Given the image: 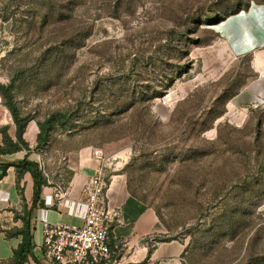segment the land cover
Instances as JSON below:
<instances>
[{"label":"rangeland","instance_id":"rangeland-1","mask_svg":"<svg viewBox=\"0 0 264 264\" xmlns=\"http://www.w3.org/2000/svg\"><path fill=\"white\" fill-rule=\"evenodd\" d=\"M243 12L262 38L264 0H0L2 102L35 135L63 115L40 171L120 162L184 264H264V81L260 107L232 102L259 73L219 27Z\"/></svg>","mask_w":264,"mask_h":264},{"label":"crops","instance_id":"crops-1","mask_svg":"<svg viewBox=\"0 0 264 264\" xmlns=\"http://www.w3.org/2000/svg\"><path fill=\"white\" fill-rule=\"evenodd\" d=\"M219 27L222 32L230 33L231 36L235 31L238 32L240 38L233 42L238 52L255 51L253 66L259 73L255 83L234 96L232 102L236 105L258 102L260 98L257 96L262 93L258 85L264 81V48L259 50L256 46L264 41V34L262 38L258 37L255 21L246 12L228 18ZM2 128L7 129L14 143L18 142L17 124L0 97V145L4 146ZM23 138L28 146L18 142L19 150L0 154V162L15 164L27 158L39 165L43 154L40 152L42 150L34 149L38 145V135L34 134L30 123ZM113 164L90 151L72 153L67 161L70 168L68 174L52 172L47 177L43 175L47 182L43 184L39 196L35 195L36 180L31 171H26L19 178L16 165L9 166L3 176L0 168V262L12 260L15 250L23 241V235L9 237L6 231L22 228L25 224L22 217L33 208L30 215L33 256L26 264H57L45 258L44 224L82 225L86 208L77 200L81 187L100 166L106 165L108 203L112 208L121 207L119 220L123 222L118 220L119 217L112 222L110 246L116 255L124 264H184L185 245L177 240L167 239V231L164 230L156 210L130 191L125 174L118 167L120 162L115 166ZM61 183H65L63 187L69 194L66 203L59 206L53 203V195Z\"/></svg>","mask_w":264,"mask_h":264},{"label":"built area","instance_id":"built-area-1","mask_svg":"<svg viewBox=\"0 0 264 264\" xmlns=\"http://www.w3.org/2000/svg\"><path fill=\"white\" fill-rule=\"evenodd\" d=\"M252 106L258 108L260 103ZM96 155L102 157L99 151ZM106 185V165L82 185L77 199L86 208L82 225L45 222L43 247L47 260L57 264H124L110 246L112 222L120 219L121 207L109 206ZM68 194L59 185L53 203L64 205Z\"/></svg>","mask_w":264,"mask_h":264},{"label":"trees","instance_id":"trees-1","mask_svg":"<svg viewBox=\"0 0 264 264\" xmlns=\"http://www.w3.org/2000/svg\"><path fill=\"white\" fill-rule=\"evenodd\" d=\"M238 93H236L234 96H236ZM9 97L8 95H6ZM8 107L11 109V112L13 114V118L15 120V123L17 124V140L19 143H22L25 146H28L26 141L23 138L24 132L30 122V118L28 117H21L18 109L14 105L12 99L9 97L8 100ZM62 114H57L55 115V118L53 119H48L44 123L41 124V132L38 134V145L42 146L44 145L47 140H48V135L50 130L53 128L55 120L57 121L58 119L62 118ZM2 133L4 134V146L0 145V154H7V153H12L16 152L19 150V145L18 142L14 143L13 139L10 137V135L7 132L6 128L1 129ZM11 165H16L17 168L19 169V178L22 177V175L26 171H31L35 177L36 180V191L35 195L39 196L42 186L44 183L47 181L43 177V173L39 169V165L37 163L30 162L26 159L19 163H2L0 162V168L3 170L2 176L5 174L7 168ZM132 192V191H131ZM133 193V192H132ZM134 194V193H133ZM136 195V194H134ZM137 196V195H136ZM140 198V197H139ZM142 199V198H141ZM145 201V200H144ZM33 211V208L30 210L29 213H27L25 216L22 218L25 221V224L22 228L18 229H13V230H8L6 231L7 236H17V235H23V241L19 245V247L15 250L14 257L12 260L9 262H0V264H26L29 261V258L33 256V245H32V224H31V219L30 215L31 212ZM18 215H16L17 217Z\"/></svg>","mask_w":264,"mask_h":264}]
</instances>
